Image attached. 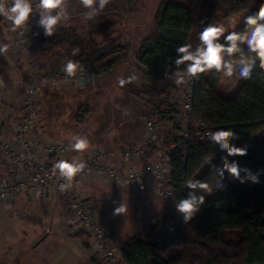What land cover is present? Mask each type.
Listing matches in <instances>:
<instances>
[{
    "label": "rangeland",
    "instance_id": "1",
    "mask_svg": "<svg viewBox=\"0 0 264 264\" xmlns=\"http://www.w3.org/2000/svg\"><path fill=\"white\" fill-rule=\"evenodd\" d=\"M67 2L70 17L59 30L75 29L78 39L75 38L68 47L44 50L38 36H32L36 51L34 53L38 57L39 67L44 72L47 66H44L41 60L51 57L55 58L56 62L57 70L54 73L62 71L67 59L80 61L85 72L94 73L91 81L85 84L79 81L83 86H80L81 88L77 86L78 91L73 90V98L67 102L68 107L59 112L54 111L55 116L60 114L66 116L69 124L67 142L73 134L86 135L92 144L87 151L91 155L100 148L118 152L120 149L124 151L127 148L141 147L144 145L146 119L152 115L159 117L158 120L163 124L169 143L179 140L177 131L171 127L170 116L165 117L161 111L167 107L173 111V105L180 106L189 92L193 79L186 78L183 83L177 84L172 79L156 77L138 63L137 55L144 41L155 31V17L162 3L185 5L191 8L197 20L200 0H109L105 8L92 20L85 19L84 13L87 10L83 8L80 0ZM241 14L228 18L219 15L218 19L227 27L233 18L240 19ZM7 24V21L0 18V26L5 35H8L2 41L8 43L10 50L14 51H12L14 57L19 61L18 65L22 70L20 73L24 77L25 63L21 59V54L12 48V33L7 31ZM32 25L35 27V33L40 32V35H43L35 20L32 21ZM83 42L90 48L86 51L85 57L82 55L80 58L78 54ZM191 42L195 44L196 40L193 38ZM130 75H134L136 79L120 87L119 78H127ZM28 79L29 76L23 78L21 83L24 86L22 89L24 98ZM76 79L77 77H70L67 89H75L72 85L78 81ZM245 82L231 86L219 84L216 91L224 98H232ZM46 89L42 87L40 92ZM57 93L59 94L52 97L54 100L60 98V92ZM40 95L39 93L38 104L41 103L40 99H44ZM130 132L133 133L129 134ZM263 137L264 130L256 134L255 140ZM132 139L134 141H131ZM234 142L238 146L242 145L239 139ZM115 160L116 163H119L117 160L120 161L119 158ZM206 170L205 166L195 176L199 179ZM236 182L237 180L230 177H226L224 181L226 187H231ZM126 189L116 185L106 188V185L99 181L86 183L79 189L82 197L90 195L89 203L94 206L99 218L109 225L111 232H114V243L120 251L130 239H150L158 242L162 234L182 222V217L175 211L173 197L164 200L151 193L140 194L135 189ZM211 196L213 193L206 199H210ZM121 199L127 204L128 212L114 215V208L119 206ZM221 208L232 210V203L224 204ZM47 228L52 232H46L44 225L39 229L41 231L39 233L26 234L20 230L12 239L4 240L0 247V260L4 257L7 264H49L50 260L52 264H99L95 253L88 245L89 240L77 242L75 239V234H78L77 228L76 230L71 228V235L62 243L55 226L49 224ZM60 250L61 256L55 257L53 253ZM175 251L170 250L164 257L169 259Z\"/></svg>",
    "mask_w": 264,
    "mask_h": 264
},
{
    "label": "trees",
    "instance_id": "2",
    "mask_svg": "<svg viewBox=\"0 0 264 264\" xmlns=\"http://www.w3.org/2000/svg\"><path fill=\"white\" fill-rule=\"evenodd\" d=\"M261 0H200L197 20L191 8L164 2L155 17V31L144 41L137 55L140 65L156 77H163L166 61L175 56V48L195 39L208 22L220 23L218 16H230L258 7ZM43 34V33H42ZM44 50L68 47L79 36L75 29H60L52 37H37ZM77 41V40H76ZM46 45V46H45ZM90 47L81 44V58ZM218 78L211 74L198 79L194 90V119L208 130L231 127L238 133L241 146L248 152L233 157L242 167L264 172V137L255 140L264 130V73L254 72L232 98L220 96ZM215 146L192 135L191 142L173 159L175 197L187 195L183 181L205 167L203 158ZM222 153L215 151L214 164ZM208 168L199 179H211ZM232 203V210L221 208ZM80 233L78 237H84ZM114 238V236H113ZM176 250L169 259L164 256ZM125 264H264V174L260 183L237 181L223 191L216 190L205 199L202 210L185 224L182 222L161 235V240L130 239L121 250Z\"/></svg>",
    "mask_w": 264,
    "mask_h": 264
},
{
    "label": "clouds",
    "instance_id": "3",
    "mask_svg": "<svg viewBox=\"0 0 264 264\" xmlns=\"http://www.w3.org/2000/svg\"><path fill=\"white\" fill-rule=\"evenodd\" d=\"M108 2L109 0H80L87 10L84 13L85 19H94ZM69 17L67 0H0V18L8 22V32L19 36H24L26 30L30 31L32 21L35 20L43 36L52 37ZM33 35L39 36L40 32ZM27 39L30 40L29 37ZM9 46L8 43L0 42V54L7 53ZM84 70L80 61L74 59H67L62 67L65 78L75 77ZM254 72L264 73V0L255 9L242 13L240 19L233 18L227 27L218 22L206 23L199 30L195 44L188 40L175 48L174 58L165 63L163 78L180 84L186 78L198 80L202 74H211L218 78L219 84L231 86L252 79ZM134 79V75L121 77L118 85L123 87ZM206 135L208 142L215 146V151L222 154L218 165L213 163L215 151L203 158L210 180L198 179L197 176L187 177L183 181L187 195L179 198L172 196L175 211L185 224L202 210L207 196L226 188V177L241 184H258L260 175L264 174L259 170L254 173L251 169L242 167L238 160L229 159L243 157L248 152L247 147L238 146L234 142L239 137L231 127L210 129ZM91 147V141L86 135L73 134L64 152L76 153L80 158L77 155H62L54 161L51 172L60 181L61 192L70 191L75 179L85 172L88 164L83 156ZM127 212L128 206L121 199L119 206L114 208V215Z\"/></svg>",
    "mask_w": 264,
    "mask_h": 264
},
{
    "label": "built area",
    "instance_id": "4",
    "mask_svg": "<svg viewBox=\"0 0 264 264\" xmlns=\"http://www.w3.org/2000/svg\"><path fill=\"white\" fill-rule=\"evenodd\" d=\"M35 27L25 31L24 36L14 34L12 48L25 55L29 64V79L26 84L23 100L22 121L14 129L15 141L4 139L0 125V153L4 160L12 165V177L0 181V201L11 199L23 193H31L42 197L52 189L66 204L73 215V225L89 235L99 264H125L121 251L115 246L113 233L109 225L98 220L97 212L86 197L79 192L81 183L100 180L107 184H116L121 188H132L140 194L151 193L159 199L168 200L175 196L173 186V159L191 142L192 135L199 139H207L209 131L202 122L195 121L193 105L194 90L198 80H193L184 102L173 105L161 113L172 122L171 127L178 133L179 140L171 141L163 130V124L157 115H152L145 122L143 135L144 145L127 148L123 151L119 166L109 160L110 153L100 148L87 161L85 172L74 181L73 188L67 192L59 190V180L51 172V165L36 162L34 156L42 145V138L34 137L33 130L38 116L37 99L42 87L61 88L70 80L61 72H44L37 62L32 48V35ZM30 38L27 39V38ZM94 73L80 72L76 80L87 83ZM169 115V116H168ZM64 143L51 145V154L64 155ZM149 155V156H148ZM171 194V196L169 195Z\"/></svg>",
    "mask_w": 264,
    "mask_h": 264
},
{
    "label": "crops",
    "instance_id": "5",
    "mask_svg": "<svg viewBox=\"0 0 264 264\" xmlns=\"http://www.w3.org/2000/svg\"><path fill=\"white\" fill-rule=\"evenodd\" d=\"M7 36L8 35H5L4 30H2V27L0 26V42H3V38H7ZM32 36L34 37V35ZM33 37L32 48L34 50ZM13 39L14 33H12V41ZM34 45L36 46V43ZM12 51L10 48H8L7 53L0 54V125L2 127L4 139L9 141H15L14 129L22 121V107L24 100L22 89L24 86L23 84L21 85V83L23 78L29 76L30 70L25 55L20 53L22 56L21 59L25 63V68L23 67V73L25 72V75L24 77L22 76L20 73L22 70L18 65L19 61H16L13 54L14 51ZM34 52L36 51L34 50ZM41 61L44 66H47L46 72L54 73V71L57 70L55 66V58L52 59L51 57H48L46 60L43 58ZM22 64L23 63L20 64L21 67ZM83 84H79V81H76L72 85L75 86V89H67L68 83H66L65 86L61 88L48 87L42 93L40 92V94L43 96L42 98L44 99L39 100L41 103L38 104V116L35 121L33 135L34 137L39 136L42 138V145L39 149H37L36 155L34 156V160L36 162H44L52 166L54 161L62 156L51 154L48 151V147L51 145L64 143L67 146L68 144L67 139L69 136V124L65 119L66 116L63 114H60V116H55L54 111L59 112V110L62 111L63 108L68 107L69 105L67 102L70 100V98H73V90L78 91L79 89H77V86L81 88L80 86H83ZM57 92H60V98L54 100L53 96L59 94ZM53 100L55 101L54 103H52ZM132 133L133 132H130L129 134ZM131 141H134V139ZM109 151H106L111 154L109 160H111V162L115 165L119 166L122 162L123 150L120 149L118 152ZM94 153L95 152H93V154ZM64 155H77V158H80L78 154L73 153H65ZM90 155L91 154L89 153H85L83 158L85 160H89L92 157V155ZM116 158H119L120 161L117 160L119 163H116ZM231 159H233V157ZM12 170V165H10L8 161L4 160L0 153V181L11 178ZM95 181L103 183L100 180H94L92 182ZM84 184H86V182L81 183L79 189L83 187ZM104 184L106 185V188L116 185L113 183ZM128 190L133 189L129 188ZM86 198L91 197L89 195ZM97 217L98 220L105 222L99 218L98 214ZM49 224H53L55 226L56 231L60 235L59 240H61V243L62 241H65L69 238V235H71L70 232L72 231L71 228H77L78 234L76 233V236L74 235L77 242H84V239L89 240L88 245L94 252L93 242L89 235L85 234L82 238L78 237V235L82 232L79 230L78 226L73 225L72 213L69 211L66 204L59 198L55 190L52 189L47 195L42 197L35 196L31 193H23L11 199L0 201V247L4 240L12 239L20 230L26 234L30 232L39 233L41 232L39 229L46 225V232L51 233L52 230L47 228V225L49 226ZM61 254L62 250H60L58 253H53L55 257L56 255L61 256ZM66 254L67 253H65V256ZM0 264H7V261L4 259V257L0 260ZM49 264H52V260H50Z\"/></svg>",
    "mask_w": 264,
    "mask_h": 264
},
{
    "label": "water",
    "instance_id": "6",
    "mask_svg": "<svg viewBox=\"0 0 264 264\" xmlns=\"http://www.w3.org/2000/svg\"><path fill=\"white\" fill-rule=\"evenodd\" d=\"M89 200H90V198H86V199H84L85 202H87V201H89Z\"/></svg>",
    "mask_w": 264,
    "mask_h": 264
}]
</instances>
